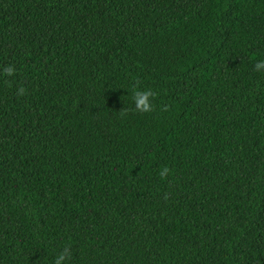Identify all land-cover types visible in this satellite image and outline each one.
<instances>
[{
  "label": "trees",
  "instance_id": "1",
  "mask_svg": "<svg viewBox=\"0 0 264 264\" xmlns=\"http://www.w3.org/2000/svg\"><path fill=\"white\" fill-rule=\"evenodd\" d=\"M258 60L264 0H0V264H264Z\"/></svg>",
  "mask_w": 264,
  "mask_h": 264
},
{
  "label": "clouds",
  "instance_id": "2",
  "mask_svg": "<svg viewBox=\"0 0 264 264\" xmlns=\"http://www.w3.org/2000/svg\"><path fill=\"white\" fill-rule=\"evenodd\" d=\"M254 70L257 72H264V60H258L254 65ZM4 74L6 76H12L15 74V69L13 66H7L4 68ZM140 81L137 79L131 85L132 88V102L134 105V109H129L127 107H123L119 110L120 115L127 116L129 111L134 110L137 113L145 114L150 113L154 110V105L152 103L153 99L157 96V93L152 89H141ZM19 95L25 94V89H18ZM168 106H164L162 111H168ZM171 170L168 167H163L159 171V176L161 179H165ZM166 198V197H165ZM71 248L70 246H65L55 257L53 264H65V261L71 259Z\"/></svg>",
  "mask_w": 264,
  "mask_h": 264
}]
</instances>
